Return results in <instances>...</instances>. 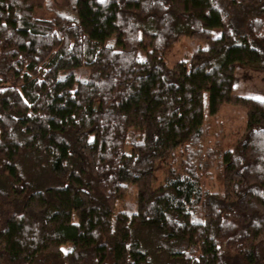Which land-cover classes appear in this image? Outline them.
Masks as SVG:
<instances>
[{"label": "trees", "instance_id": "obj_1", "mask_svg": "<svg viewBox=\"0 0 264 264\" xmlns=\"http://www.w3.org/2000/svg\"><path fill=\"white\" fill-rule=\"evenodd\" d=\"M262 47L264 0H0V264H264V99L234 93Z\"/></svg>", "mask_w": 264, "mask_h": 264}, {"label": "rangeland", "instance_id": "obj_2", "mask_svg": "<svg viewBox=\"0 0 264 264\" xmlns=\"http://www.w3.org/2000/svg\"><path fill=\"white\" fill-rule=\"evenodd\" d=\"M71 0H58L61 4H67ZM66 10V9H65ZM64 14L73 17L75 11H64ZM35 15L44 18H52L54 12H50L45 8H36ZM222 33L220 27L212 29L213 36H219ZM206 46L205 41L192 40L188 34H183L181 38L173 43L166 52V60L172 65L178 60H181L186 54L193 52L195 49ZM264 49V47H262ZM145 50H140V56L144 57ZM262 64V63H261ZM70 70L64 69L59 72V75L66 74ZM78 75V74H77ZM86 75V74H83ZM81 76V75H78ZM234 93L243 97H251L264 99V67L260 64H242L239 65L236 71L235 91ZM205 103H208V95L205 98ZM207 124L209 127V142L215 143L221 137L224 143V148L228 149L234 146L235 141L243 135L246 125V111L237 105H223L219 115L215 118H208ZM163 162L157 163L155 186L160 185L164 176ZM207 180V186L213 189H220L221 180L218 175ZM64 249L67 246H63Z\"/></svg>", "mask_w": 264, "mask_h": 264}]
</instances>
